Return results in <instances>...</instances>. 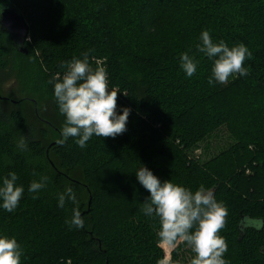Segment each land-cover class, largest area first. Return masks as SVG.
<instances>
[{
  "label": "trees",
  "instance_id": "obj_1",
  "mask_svg": "<svg viewBox=\"0 0 264 264\" xmlns=\"http://www.w3.org/2000/svg\"><path fill=\"white\" fill-rule=\"evenodd\" d=\"M6 4L30 32L24 53L0 29V88L16 58L32 56L46 92L35 99L38 113L32 98L20 107L27 96L0 98V174L15 171L25 189L12 212L0 209V234L16 238L21 264H156L166 256L158 221L141 211L148 193L134 174L140 163L192 190L210 189L228 210L219 230L227 264H264V0H0ZM201 30L214 42L245 44L247 74L209 83L212 60L196 49ZM183 52L198 61L191 77L179 66ZM83 53L92 68L106 69L118 110L130 114L122 134L93 135L81 148L71 137L57 143L64 116L49 80ZM223 127L232 138L226 147L208 158L196 152ZM41 175L46 186L33 199L28 184ZM66 186L77 202L62 208ZM73 207L82 227L69 224ZM188 248L177 242L174 264H187Z\"/></svg>",
  "mask_w": 264,
  "mask_h": 264
},
{
  "label": "clouds",
  "instance_id": "obj_2",
  "mask_svg": "<svg viewBox=\"0 0 264 264\" xmlns=\"http://www.w3.org/2000/svg\"><path fill=\"white\" fill-rule=\"evenodd\" d=\"M196 49L212 60L209 83L223 84L230 76L247 74L243 62L251 58L252 52L243 43L229 46L223 40L214 42L209 30H201ZM62 66L65 68L63 74L56 73L49 80L59 113L64 116L57 143L64 144L71 137L83 148L93 135L115 137L122 134L126 130L130 108L121 105L118 110L117 91L109 88L106 69L99 65L92 68L87 53H83L82 58L73 57ZM179 66L191 77L197 70L198 61L183 52L179 56ZM17 145L21 149L26 146L23 136ZM134 174L148 193L141 202L142 213L158 221V245L175 248L178 241L184 242L193 254L187 264H227L224 257L227 243L219 230L225 225L228 210L210 189L201 184L192 190L161 178L143 163ZM18 179L15 171L0 174V209L12 212L19 204L25 189ZM47 179L41 175L29 182L27 191L33 194V199L46 186ZM66 201L73 205L77 202L71 186H66L57 196L59 207L63 208ZM69 224L77 228L83 226V219L75 207ZM21 255L22 249L16 238L0 234V264H21ZM156 264L174 262L166 255Z\"/></svg>",
  "mask_w": 264,
  "mask_h": 264
},
{
  "label": "rangeland",
  "instance_id": "obj_3",
  "mask_svg": "<svg viewBox=\"0 0 264 264\" xmlns=\"http://www.w3.org/2000/svg\"><path fill=\"white\" fill-rule=\"evenodd\" d=\"M29 23V22H28ZM30 25V23H29ZM43 74L38 69L37 64L34 62L32 56L21 57L18 56L16 58V63L12 71L10 72V76L8 80L2 85L0 88L1 94H6L10 97L21 98L24 96L26 98L25 103H21L20 107L23 108L24 111L30 106V100L36 99L38 102V98L41 101H44L46 98L45 95V84L43 83ZM43 96H40L41 94ZM30 120V119H29ZM30 129V128H29ZM22 136H24V132ZM232 140L228 130L226 127H223L216 131L209 139L201 143V147L196 150V152L202 151V156L210 157L213 154L217 153L221 148L226 147L229 142ZM208 142V143H206ZM207 149V151H205ZM165 250V254L171 257V251L173 248H168L167 246H163ZM185 255L188 259L191 258L192 252L186 249Z\"/></svg>",
  "mask_w": 264,
  "mask_h": 264
},
{
  "label": "water",
  "instance_id": "obj_4",
  "mask_svg": "<svg viewBox=\"0 0 264 264\" xmlns=\"http://www.w3.org/2000/svg\"><path fill=\"white\" fill-rule=\"evenodd\" d=\"M0 9H2V11H0V29L9 33L12 43L17 50L27 53L28 47L26 45V40L29 39L30 25L25 16L13 5H2ZM0 98L10 97L3 96L0 92ZM12 100L18 101L13 98ZM33 100L35 102V110L38 113L37 102L35 99ZM53 143H55V141ZM51 145L52 144H50V146Z\"/></svg>",
  "mask_w": 264,
  "mask_h": 264
}]
</instances>
